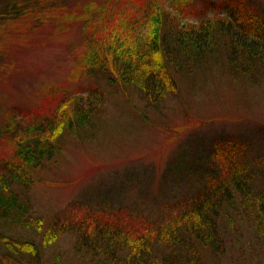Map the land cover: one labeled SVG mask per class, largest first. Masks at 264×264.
<instances>
[{
  "label": "trees",
  "instance_id": "1",
  "mask_svg": "<svg viewBox=\"0 0 264 264\" xmlns=\"http://www.w3.org/2000/svg\"><path fill=\"white\" fill-rule=\"evenodd\" d=\"M61 1L0 0V47L16 29L51 21ZM191 1L107 0L84 24L86 49L78 62L89 74L114 75L153 107L178 94V75L209 63L225 60L232 76L262 82L264 13L246 0H203L198 9ZM192 13L197 20H188ZM90 92L85 98L60 95L47 112L25 121L10 116L0 125V221L32 230L42 247L73 235L75 255L92 264H201L206 253H224L225 224L234 228L242 220L264 241V151L251 161L223 155L217 167L206 168L200 188L157 217L131 210L107 216L76 204L46 224L33 217L23 190L67 138L97 121L101 93L93 85ZM217 149L223 150L219 143ZM1 247L0 264H40L31 238L0 235Z\"/></svg>",
  "mask_w": 264,
  "mask_h": 264
},
{
  "label": "rangeland",
  "instance_id": "2",
  "mask_svg": "<svg viewBox=\"0 0 264 264\" xmlns=\"http://www.w3.org/2000/svg\"><path fill=\"white\" fill-rule=\"evenodd\" d=\"M202 1L191 4L198 9ZM246 1L264 13V0ZM106 2L62 0L51 21L16 29L0 47V125L10 116L19 121L39 116L60 95L85 98L92 85L101 93L97 121L67 138L60 153L33 171V183L23 190L32 216L44 224L72 204L107 216L131 210L157 217L200 188L206 168L217 167L224 156L251 161L264 151V80L232 76L225 60L178 75V94L154 107L114 75L110 80L89 74L87 65L78 62L86 49L83 28ZM188 20L197 17L192 13ZM223 137L232 145L217 140ZM242 221L234 228L225 224L229 242L224 253H206L201 264H264V241L256 240ZM31 231L0 221V235L34 240L40 264H92L75 255L73 235H60L42 247Z\"/></svg>",
  "mask_w": 264,
  "mask_h": 264
}]
</instances>
